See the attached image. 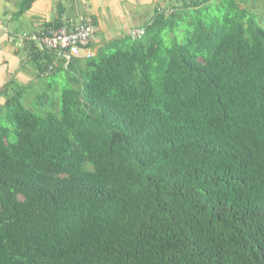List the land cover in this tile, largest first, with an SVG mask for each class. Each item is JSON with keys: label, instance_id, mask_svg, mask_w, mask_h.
Returning <instances> with one entry per match:
<instances>
[{"label": "trees", "instance_id": "trees-1", "mask_svg": "<svg viewBox=\"0 0 264 264\" xmlns=\"http://www.w3.org/2000/svg\"><path fill=\"white\" fill-rule=\"evenodd\" d=\"M239 1L207 27L212 0H174L91 59L22 43L66 85L34 112L5 93L0 264H264V32Z\"/></svg>", "mask_w": 264, "mask_h": 264}, {"label": "crops", "instance_id": "crops-1", "mask_svg": "<svg viewBox=\"0 0 264 264\" xmlns=\"http://www.w3.org/2000/svg\"><path fill=\"white\" fill-rule=\"evenodd\" d=\"M22 0H7L14 7L6 13V22L0 21V107L4 103L5 93L12 92L13 84L25 89L38 83L35 69L29 64L27 49L16 39L20 35L12 28V22L24 24L22 33H30L41 29L46 24L64 21L75 24L78 18L88 17L95 30V49L103 42L126 36L131 30L141 29L151 18L145 11L159 0H33L31 7L17 15ZM6 4V5H7ZM19 18H22L20 22ZM146 18V19H145ZM142 19L144 23L138 25ZM20 40V39H19ZM24 78L25 82L20 83ZM12 84L9 91L7 85Z\"/></svg>", "mask_w": 264, "mask_h": 264}, {"label": "rangeland", "instance_id": "rangeland-1", "mask_svg": "<svg viewBox=\"0 0 264 264\" xmlns=\"http://www.w3.org/2000/svg\"><path fill=\"white\" fill-rule=\"evenodd\" d=\"M174 0H159L157 5L150 6L146 11L145 15L147 18H151L154 14V9H168ZM7 0H0V21L2 23L6 22V13L5 6L7 7V11L14 9V7L10 4H7ZM171 8V7H170ZM235 17L243 24H247L249 21H252L259 29L264 32V0H242L238 2V12ZM146 19V18H145ZM142 19L141 22H138V25L144 23ZM200 19L207 27H213L215 25H222L223 27L227 26L231 16L225 11L220 3V0H212L209 5L208 10H202ZM20 22H22V18H19ZM24 24L18 22H12V29L16 30L19 33L20 37L24 31ZM137 30V29H134ZM133 30L130 31V33ZM20 39V38H19ZM16 39L19 43L21 40ZM22 43H24L22 41ZM104 43V42H103ZM24 46V44H22ZM63 76V75H62ZM25 79L22 78L20 83L23 84ZM65 79L58 80L56 83H53L51 78L47 77L45 79L39 80L38 83L29 85L24 91V104L31 111H36L33 108V102L37 96L41 95L42 92H47L48 95L53 96L59 91L65 84ZM12 87V84H8L6 90L9 91Z\"/></svg>", "mask_w": 264, "mask_h": 264}, {"label": "built area", "instance_id": "built-area-1", "mask_svg": "<svg viewBox=\"0 0 264 264\" xmlns=\"http://www.w3.org/2000/svg\"><path fill=\"white\" fill-rule=\"evenodd\" d=\"M95 30L90 18L80 17L75 24H68L64 21L58 28L38 29L25 33L20 40L40 50L54 52L57 57H61L68 63L72 58L91 59L94 57ZM130 34L132 38H139L143 30H133Z\"/></svg>", "mask_w": 264, "mask_h": 264}]
</instances>
